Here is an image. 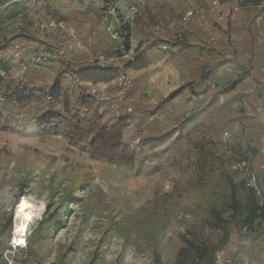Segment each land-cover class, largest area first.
Instances as JSON below:
<instances>
[{"label":"rangeland","instance_id":"obj_1","mask_svg":"<svg viewBox=\"0 0 264 264\" xmlns=\"http://www.w3.org/2000/svg\"><path fill=\"white\" fill-rule=\"evenodd\" d=\"M17 1L0 0V47L5 52L0 51V61H6L26 86L49 90L55 84L62 60L70 61L85 82L100 79L99 56L107 59L108 69L126 72L129 60L119 55L138 50L146 67L126 72L130 84L124 89V100L118 103L119 111L125 107L132 110V126L125 129V143L138 147L131 164L92 157L80 147L69 145L60 134L37 136L33 128L35 118L43 111L41 107H32L20 115L18 132L13 130L11 118H6L0 128V254L12 243L16 204L12 205L25 178V197L41 205L26 236L48 203H53V207L61 205L60 200L68 191L77 192L79 200L66 204L64 209L68 210L53 236L35 242L31 251L26 249V236L24 245L12 243L17 246L13 264H218L214 253L221 249L235 264L258 258L264 249V218L236 232L228 213L221 212L223 221L217 225L211 213L216 201L210 190H188L165 219L152 217L144 209L157 194L170 192L165 190V183L173 187L184 163L195 161L193 143L201 137V126L216 142L218 153L222 130L244 125L245 145L253 147L257 157L264 154L260 143L264 128L258 124L259 115L256 111L246 115L244 108L236 105L242 99L246 109L264 107V71L258 67L253 72V77L257 75L262 81L261 94L254 93L247 79L231 89L228 86L239 73V55L251 48L249 39L256 32V25L248 21L243 42L232 55L228 45L235 47L232 41L240 32L233 22L254 12L248 9L249 12L232 14L230 9L239 0H218L221 13L234 15L227 37L222 23L216 22L217 10L209 9V0ZM245 1L255 4L258 0ZM185 17L187 20H183ZM49 21L59 28L47 29ZM110 27L117 32L115 38L108 31ZM209 45L223 46L224 54L230 52L234 56L236 64L231 72H226L223 63L212 67L218 57ZM202 46L204 54H200ZM179 57L185 60L187 69L180 67ZM259 57L264 61V49ZM175 71L179 75L177 78L176 74L172 90L180 87L183 79L203 75L205 84L216 80V87H205V94L200 97L181 95L166 100L172 91L167 87L171 82L166 79H171L170 73ZM116 90L113 83L106 93ZM193 112L196 116L181 126L182 120ZM101 113L112 118L106 111ZM154 158L156 162L150 163ZM202 250L206 252L201 256Z\"/></svg>","mask_w":264,"mask_h":264},{"label":"trees","instance_id":"obj_2","mask_svg":"<svg viewBox=\"0 0 264 264\" xmlns=\"http://www.w3.org/2000/svg\"><path fill=\"white\" fill-rule=\"evenodd\" d=\"M20 1L31 4L35 0H19L17 3ZM260 1H256L255 4H259ZM227 20L228 27L224 33L229 37L231 28L229 26L232 21L230 17ZM230 46L228 45V49L234 55L233 46L231 44ZM208 48L218 57L214 60L212 67L220 66L227 61H234V56L232 57L231 53V59L225 58L226 61L223 59V55H226L223 53L226 51L223 46L209 45ZM202 50H205V46L201 47L200 51ZM0 51L1 54L5 53L3 47H0ZM172 51L177 53V49ZM179 59L180 66L187 69L188 65L184 62L185 60L181 57ZM71 65L72 63L68 60L60 61L54 77L55 84L49 90H45L26 86L16 78L6 61L1 59L0 128L6 118H11L13 130L18 132L20 130L18 123L20 115L25 114L32 107H41L43 111L35 118L33 128V132L37 136L60 134L69 145L80 147L92 157L108 162L131 164L137 154L138 145L135 146L132 142L125 143L127 140L126 117L106 118L105 113L100 111L97 97L88 94L87 81L85 82L81 78L80 72L74 70ZM145 67V59L138 50L133 54V59L125 64L127 71H137ZM257 68L255 60L245 65L240 64V75L233 80L229 88L238 84L243 75L256 72ZM204 76L203 78L188 79L182 87L169 93L166 100L180 96L184 90H187L195 98L205 94L204 89L210 87V83H207L209 85L205 84L206 77ZM255 76L259 82H262L257 75ZM207 106L209 108L210 104ZM195 116L196 113H191L189 117L182 120L180 125L184 127ZM193 127L197 128L198 126L194 125ZM216 145L207 135L205 128L201 126V137L193 143V148L196 151L195 161L186 162L181 166L182 174L175 177L170 192H162L154 196L151 202L144 206L145 212L152 217L165 219L174 210L178 199L188 190H210L214 201H216V204L211 208V213L216 218L217 225L223 221L221 212L228 213L229 220L236 232L250 227L256 219L264 218V206L260 205L258 197L252 191L246 190L243 184L234 178L227 168L226 161L218 155ZM149 158L152 159V157ZM152 162H156V159L150 160V163ZM27 182L28 180L25 178L21 181L12 207L26 195L24 188L28 185ZM78 200L77 192L68 191L62 196L59 203L61 205L53 207V203H48L43 216L26 236V249L31 251L35 242L51 238L61 225L65 210H68L64 209L66 204L75 203ZM10 221L9 218L8 224ZM200 252L202 256L206 251Z\"/></svg>","mask_w":264,"mask_h":264},{"label":"built area","instance_id":"obj_3","mask_svg":"<svg viewBox=\"0 0 264 264\" xmlns=\"http://www.w3.org/2000/svg\"><path fill=\"white\" fill-rule=\"evenodd\" d=\"M209 9L217 10L218 16L217 20L224 22L227 20L229 13H221L220 3L218 0H209ZM252 10L254 12V23L259 27L263 28L264 26V2L259 4H250L245 0H239L237 3L233 4L231 7V13L235 14L237 12H243L244 10ZM248 10V11H249ZM187 19L191 16V12L187 14ZM186 17L183 20H187ZM159 26V25H158ZM172 26V23L169 24ZM47 29L54 30L59 28L58 24L54 21H49L46 25ZM110 35L115 38L117 32L114 31L112 27L108 29ZM71 36L74 35L73 31L69 32ZM213 38H211L212 40ZM264 40V30L263 33L255 37V43L257 45L261 44ZM81 44L78 43V46ZM118 59V54L115 55ZM120 58H125L126 60H132L133 54L128 50L123 54L119 55ZM226 59H231L230 53L225 55ZM99 76L97 82H91L88 88V94L90 96H96L98 101V106L100 111H106L111 116L112 119H118L120 117H126L127 119V128L132 126L131 121L129 120V114L132 112L131 107H125L124 111H119L118 103L124 100L123 93L124 89L129 86L130 81L126 78V72L122 69L110 70L107 68L106 62L107 59L104 56H99ZM261 71L264 70V67H260ZM111 81V82H110ZM115 84L117 90L113 92L106 93L110 84ZM118 85L120 91H118ZM210 86L214 88L216 85L214 82L210 83ZM254 93L261 94V88L259 84H256ZM102 93L101 95L100 92ZM261 92V93H259ZM103 105V107H102ZM238 107L244 108V113L251 116L250 112L256 111L259 115L258 124L264 128V108L261 105H254V109L247 107L245 108V101L239 99L236 101ZM214 116V115H212ZM250 118V117H247ZM142 129L141 131H144ZM247 134V129L242 125L239 129L234 128H225L222 130L219 136L218 144L220 149L218 155H220L227 163V168L234 176V178L240 181L246 190L252 191L256 197L259 199L260 205L264 206V154L262 156H256V152L253 147L245 145L243 142L244 136ZM213 140V139H212ZM214 141V140H213ZM140 142V135L136 136V143ZM216 143V142H215ZM260 143L264 147V135L260 137ZM218 149V146H217ZM166 191L172 189L170 183H165L164 186ZM17 246L13 245L11 242L9 244V249L3 253L4 264H13L12 257L15 253ZM226 250L221 249L215 251L214 258L215 262L218 264H235V260L232 257H228L225 254ZM244 264H264V249L260 253V256L254 260H247Z\"/></svg>","mask_w":264,"mask_h":264},{"label":"crops","instance_id":"obj_4","mask_svg":"<svg viewBox=\"0 0 264 264\" xmlns=\"http://www.w3.org/2000/svg\"><path fill=\"white\" fill-rule=\"evenodd\" d=\"M249 12V11H248ZM250 14H252V13H249V14H243L242 15V18H241V20H238V19H235V21L233 22V23H236V26H237V29H239L240 30V32L238 33V34H236L235 36V39H233V43L235 44V47H233V49H234V52H236V49H238L239 47H240V45L242 44V42H243V34L245 33V32H247V23H248V25H249V22H250V24L253 26L255 23H253L254 22V20H253V17H254V13H253V15H251L252 16V19H251V16H250ZM230 18H234V15H233V17H232V15L230 16ZM251 19V20H250ZM216 20H217V18H216ZM227 21L228 20H226V21H224V22H220V21H216V22H219V23H222L221 25H223V27H224V30H226L227 29V27H228V24H227ZM249 21V22H248ZM256 25V24H255ZM255 27V28H254ZM253 28L255 29V35H254V37H249V38H251V39H249L250 40V42L252 43V44H250V46H251V48H246V49H244V51L243 52H241V54L239 55V58L241 57V59H242V65H245L246 63H249V62H251V61H253V60H255L256 61V63H257V67H259V70L261 71V69H260V67L261 66H263L264 67V61H263V59L261 58V57H259L260 56V53H261V50L262 49H264V40H263V42L261 43V44H259V45H257L256 43H255V37L256 36H259V35H261L262 33H263V30H264V26H263V28H259L257 25L256 26H254ZM224 32V31H223ZM242 39V40H241ZM239 40V41H238ZM241 40V41H240ZM240 43V44H239ZM239 44V45H238ZM229 50V49H228ZM260 51V52H259ZM212 52V51H211ZM228 53H230V52H228ZM200 54H204V51L202 50L201 52H200ZM212 54V53H211ZM225 54H227V53H225ZM203 55H201V58L200 59H202L203 60ZM223 59L226 61V59H225V55H224V57H223ZM213 63H214V61L211 63L212 65H213ZM234 61H227L226 63H225V70H226V72H231V70H232V68H233V66H234ZM239 63V64H240ZM180 67H182V66H180ZM264 71V70H263ZM188 72V71H187ZM187 72H185V74H187ZM253 72H255V71H253ZM253 72L252 73H249V74H246V75H243V77H242V79H247V81L249 82V84L251 85V87L250 88H252L253 90L255 89V85L256 84H261L256 78H254L253 76ZM243 73V72H242ZM176 74H177V78H178V75H179V73H177L176 71L174 72V73H170V77H171V79H166L167 80V82H171L170 83V85H167V87H170L169 89L170 90H172V88H173V82H174V79H176ZM240 74L238 73V74H235L234 75V79L233 80H235V79H237L238 78V76H239ZM162 78H166V76L165 75H162L161 76ZM241 79V80H242ZM233 80L231 81V83L233 82ZM240 80V81H241ZM183 81H184V83L187 81V79L186 80H184L183 79ZM239 81V82H240ZM111 82V81H110ZM211 82H214L215 83V85H216V80H212V81H210L209 83H211ZM238 82V83H239ZM90 83H91V81H87V84H88V86L90 85ZM184 83H182L181 84V86L180 87H182V85L184 84ZM231 83L229 84V85H231ZM228 85V86H229ZM180 87H178V88H176V89H174V90H172V91H175V90H177V89H179ZM216 87V86H215ZM210 88H212L211 86H210ZM213 89V88H212ZM171 91V92H172ZM170 92V93H171ZM253 92V91H252ZM182 96L183 95H187V96H190V94L188 93V91L187 90H184L183 91V93L181 94ZM180 95V96H181ZM191 98H193V96H190ZM175 99V98H174ZM173 100V99H172ZM202 107H205V105L203 104V106ZM264 108V107H263ZM201 109V108H200ZM198 110H199V108H198ZM245 114V113H244ZM3 257H2V255L0 254V264H3V259H2Z\"/></svg>","mask_w":264,"mask_h":264},{"label":"bare ground","instance_id":"obj_5","mask_svg":"<svg viewBox=\"0 0 264 264\" xmlns=\"http://www.w3.org/2000/svg\"><path fill=\"white\" fill-rule=\"evenodd\" d=\"M18 201L15 207L11 241L15 245H24L25 236L33 219L40 213L41 205L31 203L25 196Z\"/></svg>","mask_w":264,"mask_h":264}]
</instances>
